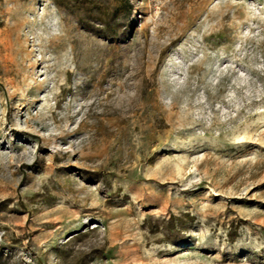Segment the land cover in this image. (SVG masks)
<instances>
[{"label":"rangeland","instance_id":"374dc122","mask_svg":"<svg viewBox=\"0 0 264 264\" xmlns=\"http://www.w3.org/2000/svg\"><path fill=\"white\" fill-rule=\"evenodd\" d=\"M0 264H264V0H0Z\"/></svg>","mask_w":264,"mask_h":264},{"label":"bare ground","instance_id":"6f19581e","mask_svg":"<svg viewBox=\"0 0 264 264\" xmlns=\"http://www.w3.org/2000/svg\"><path fill=\"white\" fill-rule=\"evenodd\" d=\"M194 1V0H193ZM198 2V1H197ZM196 3V2H195ZM197 4V3H196ZM186 5V4H185ZM183 6V5H182ZM192 6H194L193 4H192ZM180 9V8H179ZM184 9V8H183ZM189 9V8H188ZM179 11V10H178ZM188 11H190V10H188ZM189 14V13H188ZM182 23V22H181ZM186 24V23H185ZM172 25H173V23H172ZM175 26V25H174ZM176 28V27H175ZM173 30V29H172Z\"/></svg>","mask_w":264,"mask_h":264}]
</instances>
